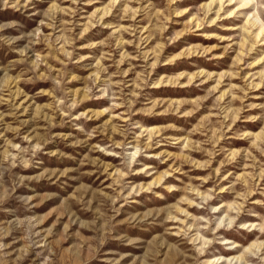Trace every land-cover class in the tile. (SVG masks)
I'll use <instances>...</instances> for the list:
<instances>
[{
	"label": "rangeland",
	"instance_id": "374dc122",
	"mask_svg": "<svg viewBox=\"0 0 264 264\" xmlns=\"http://www.w3.org/2000/svg\"><path fill=\"white\" fill-rule=\"evenodd\" d=\"M0 264H264V0H0Z\"/></svg>",
	"mask_w": 264,
	"mask_h": 264
}]
</instances>
